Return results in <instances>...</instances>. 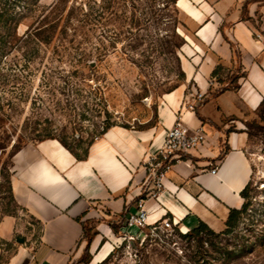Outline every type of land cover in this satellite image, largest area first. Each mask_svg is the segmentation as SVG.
Listing matches in <instances>:
<instances>
[{"label":"rangeland","instance_id":"374dc122","mask_svg":"<svg viewBox=\"0 0 264 264\" xmlns=\"http://www.w3.org/2000/svg\"><path fill=\"white\" fill-rule=\"evenodd\" d=\"M206 1L211 6L233 2ZM190 2L68 0V9L72 6L74 13L66 30L37 52L26 56L24 50L13 51L4 58L0 104L10 100L13 105L0 121V222L15 216L39 229L11 195L15 144L57 137L83 153L97 135L113 125L146 128L155 123L161 98L183 83L199 97L202 92H196L187 80L185 68L192 60L184 50L192 53L186 38L198 42L193 37L198 22L187 13L195 7L202 9V3ZM257 2L264 4V0H243L242 14L250 20L255 36L264 41L262 10L253 14L248 10ZM26 28L27 22L21 23L19 34ZM229 28L230 23L224 22L220 30ZM232 46L233 63L224 64L227 70L222 72V82L210 79V88L200 97L203 101L216 98L226 91L219 92L224 87L236 91L234 87L245 78L242 50L234 42ZM13 61L18 64L12 68ZM238 105L241 112L225 115L221 125L247 132L253 176L247 210L234 227L225 232L187 233L176 226L163 230L147 225L133 234L114 222L105 233L97 228V218L90 219L71 264H264V104L252 110Z\"/></svg>","mask_w":264,"mask_h":264},{"label":"crops","instance_id":"0c3cea01","mask_svg":"<svg viewBox=\"0 0 264 264\" xmlns=\"http://www.w3.org/2000/svg\"><path fill=\"white\" fill-rule=\"evenodd\" d=\"M198 1L202 9L195 7L187 13L198 22L193 34L198 42L186 38L192 50H184L192 60L185 68L187 80L205 95L215 66L233 63L234 42L242 50L240 62L246 70L239 88L205 102L183 83L161 98L155 123L146 128H107L88 146L84 159H78L57 138L23 145L13 155L12 190L16 202L39 229L22 218H4L0 222V239L5 243L0 245V264H71L90 219L97 218V228L105 233L116 222L117 228L136 234L140 228L126 226V219L138 211L141 197L149 225L170 219L183 231L204 221L221 232L231 208L242 207L241 191L253 176L248 134L243 129L231 131L221 121L225 115L241 112L238 102L250 110L260 105L264 97V41L255 36L250 20L243 16V0L219 1L215 6ZM259 9L264 18V4L248 6L252 14ZM224 22L230 23L226 32L220 30ZM179 117L190 127L203 124L207 140L176 161L166 173L164 187L157 190L146 164L158 153L167 129ZM214 167L218 168L215 174L211 172ZM151 192L157 195H147ZM107 218L113 220L105 222Z\"/></svg>","mask_w":264,"mask_h":264},{"label":"trees","instance_id":"16d2710c","mask_svg":"<svg viewBox=\"0 0 264 264\" xmlns=\"http://www.w3.org/2000/svg\"><path fill=\"white\" fill-rule=\"evenodd\" d=\"M247 4L248 2H246L245 5L247 6ZM73 13L74 11L72 6L68 9V0H55L50 4H42L41 0H0V64L4 61V58H8L9 54L13 51L24 50V54L27 56L30 53L37 52L42 46L49 45L58 33L67 29V26L71 23ZM23 22H27V28L23 34H19V27ZM31 60L32 57L27 59L28 64ZM5 62L7 61L5 60ZM12 64L13 65H11V67L17 66L18 61H13ZM226 70L227 67L223 63H218L211 73V78L222 82L223 78L221 75L222 72ZM244 76L246 77V74H244ZM232 80L235 81L234 78ZM239 86L240 83H238L234 89L237 90ZM227 89L233 88L224 87L219 90V92H223ZM263 104L264 97L258 108L262 107ZM12 105L13 103L10 100L0 104V121L9 114V108H11ZM106 130L107 129H105L104 132ZM57 139H59L64 146L70 149L78 159H84L87 156L88 148L85 149L83 153H79L72 148V146L64 138ZM1 147L5 148L6 146L1 145ZM21 147L22 146L15 144L13 155ZM250 183L251 181L241 191V196L244 199L242 207L231 208L229 217L226 221V228L221 232H225L234 227L241 218L242 214L247 210ZM10 190L12 198L15 200L12 190V179H10ZM85 226L84 236L86 231ZM204 230L215 233V231L204 221H201L197 227L188 230L187 233H200ZM90 245L91 242L89 241L88 247H90Z\"/></svg>","mask_w":264,"mask_h":264},{"label":"built area","instance_id":"2783aa9c","mask_svg":"<svg viewBox=\"0 0 264 264\" xmlns=\"http://www.w3.org/2000/svg\"><path fill=\"white\" fill-rule=\"evenodd\" d=\"M203 94L200 93L199 97ZM103 134V133H102ZM102 134L97 135L99 139ZM207 140V132L204 125L190 127L182 118H178L175 123L167 129L164 141L156 155H154L146 164L149 177L154 188L160 190L164 187L166 173L170 170L176 161L180 160L190 150L199 147ZM218 171L217 167L211 169L212 173ZM147 195L156 196L157 193H147ZM148 210L145 207V199L141 197L138 202V211L132 212L126 219L127 226L145 227L148 224ZM153 229L168 230L173 227L170 219H165L160 223L151 225Z\"/></svg>","mask_w":264,"mask_h":264},{"label":"water","instance_id":"95a60500","mask_svg":"<svg viewBox=\"0 0 264 264\" xmlns=\"http://www.w3.org/2000/svg\"><path fill=\"white\" fill-rule=\"evenodd\" d=\"M18 240H19V241H23V239H22V238H19Z\"/></svg>","mask_w":264,"mask_h":264},{"label":"bare ground","instance_id":"6f19581e","mask_svg":"<svg viewBox=\"0 0 264 264\" xmlns=\"http://www.w3.org/2000/svg\"><path fill=\"white\" fill-rule=\"evenodd\" d=\"M184 232H187V231H184Z\"/></svg>","mask_w":264,"mask_h":264}]
</instances>
